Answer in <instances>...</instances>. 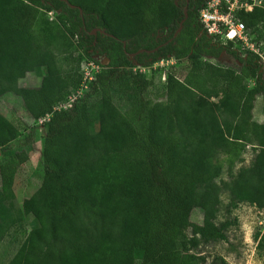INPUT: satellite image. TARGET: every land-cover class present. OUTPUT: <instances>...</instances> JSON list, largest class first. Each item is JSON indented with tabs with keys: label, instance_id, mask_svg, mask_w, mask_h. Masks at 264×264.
<instances>
[{
	"label": "trees",
	"instance_id": "obj_1",
	"mask_svg": "<svg viewBox=\"0 0 264 264\" xmlns=\"http://www.w3.org/2000/svg\"><path fill=\"white\" fill-rule=\"evenodd\" d=\"M180 1L0 0V96L42 71L38 87L17 93L28 117L44 120L42 181L21 210L37 226L10 264H207L190 250L224 237L232 222H218L223 209L264 208V123L252 115L264 93L261 59L206 36L199 21L206 0ZM262 1L236 12L253 41L264 33ZM223 52L239 71L204 60ZM170 58L185 60L188 71L183 80L168 73L163 100L152 102L149 81L134 67L152 70ZM83 59L99 70L59 108L82 84ZM123 87L131 96L121 111L113 98ZM35 142L32 126L0 113V241L22 218L10 213V188ZM247 145L259 151L233 174ZM223 172L230 180L219 185ZM222 190L232 195L226 206ZM195 209L203 219L188 238ZM257 246L264 251V231Z\"/></svg>",
	"mask_w": 264,
	"mask_h": 264
},
{
	"label": "rangeland",
	"instance_id": "obj_2",
	"mask_svg": "<svg viewBox=\"0 0 264 264\" xmlns=\"http://www.w3.org/2000/svg\"><path fill=\"white\" fill-rule=\"evenodd\" d=\"M181 0L180 2H182ZM245 0H241L244 4ZM54 17V13H52ZM259 30L258 37L255 35L256 46L262 51L259 52V57L264 58V33ZM252 38L253 34L250 32ZM221 43V41H219ZM222 45L227 46L222 42ZM239 56L245 52V46L240 44L234 46ZM262 62V80L264 81V60ZM204 60L221 68H229L239 71L241 64L239 61L227 52L221 53L218 58H205ZM104 61V60H102ZM80 72L82 74V84L79 90L69 98V103L59 106V108H68L71 101L86 90L87 85L94 77V74L99 70V67L92 61L83 59L80 63ZM143 76L149 81L150 85L147 88V98L152 102L163 100L164 79L168 73H172L175 77L183 80L188 71V65L185 60L175 61L168 60L163 65L157 68L147 67L141 68L135 65L134 70H139ZM42 71L37 70L33 73H27L24 78L18 80L15 84L14 91H8L0 96V113H2L12 123L22 126L27 124L35 130L36 142L32 147L29 159L25 163L18 165L15 170L12 184V200L10 202V213L22 218L4 235L0 241V264H10L13 256L16 254L21 244L23 243L26 233L37 226L33 218L24 216L21 213L23 200L31 193L36 191L42 181V150H43V130L42 123L44 120L34 121L26 114L18 89L21 87H38L41 82ZM252 86V83H250ZM130 92L127 88H120L116 91L113 98L114 104L121 111L126 109L127 103L130 101ZM213 103L217 99H211ZM253 120L258 123H264V93L256 97L254 109L252 111ZM259 149L256 146L247 145L242 154V162L236 164L233 169V174H236L239 168H247L252 165ZM224 156L221 155L218 161H223ZM3 166L0 163V168ZM230 180V176L223 172L216 183L221 185ZM232 195L227 190H222L220 193V201L223 206H226L232 199ZM16 219V218H14ZM202 213L195 209L192 211L189 224L184 228V233L188 238L192 236V224H200L202 222ZM218 222L230 220L232 224L225 229L224 237L216 241H200L199 245L190 250V253L202 258L205 263H211L215 258H222L227 264H264V251L259 250L257 243L259 235L264 231V208L258 209L246 202H238L235 206L230 207L228 212L223 209V212L218 216ZM256 234H259L257 238Z\"/></svg>",
	"mask_w": 264,
	"mask_h": 264
},
{
	"label": "built area",
	"instance_id": "obj_3",
	"mask_svg": "<svg viewBox=\"0 0 264 264\" xmlns=\"http://www.w3.org/2000/svg\"><path fill=\"white\" fill-rule=\"evenodd\" d=\"M206 0L205 7L200 11L199 21L207 37L212 38L215 42H231L234 46L240 44L245 46V52L241 57H246V52L251 51L256 55L259 54V48L253 42L250 32L245 28L243 23L237 18L236 12L244 10L251 11L254 7H260L262 0ZM50 20L52 12L48 13ZM263 60L264 58L260 56ZM172 58L168 59L171 60ZM168 60H160L153 64V68L161 67ZM174 60V59H172ZM165 81V79H164Z\"/></svg>",
	"mask_w": 264,
	"mask_h": 264
},
{
	"label": "water",
	"instance_id": "obj_4",
	"mask_svg": "<svg viewBox=\"0 0 264 264\" xmlns=\"http://www.w3.org/2000/svg\"><path fill=\"white\" fill-rule=\"evenodd\" d=\"M62 1L65 2V0H62ZM70 7H71V8H74V6H71V5H70ZM79 12H80V16H82V12H81V10H79ZM183 13H184V20H185V19H186V16H187V10H186V8H184ZM184 20H183V21H184ZM183 21L180 23V26H179V28H178L176 34L180 31V29H181V24L183 23ZM96 31H97V30L92 31L91 34H94ZM100 33L103 34V31H100ZM176 34H175V35H176ZM141 52H142V51H141ZM131 56H133V55H131Z\"/></svg>",
	"mask_w": 264,
	"mask_h": 264
}]
</instances>
